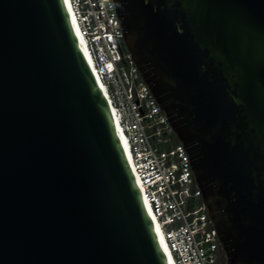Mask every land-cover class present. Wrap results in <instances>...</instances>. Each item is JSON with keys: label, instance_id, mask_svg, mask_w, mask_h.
<instances>
[{"label": "water", "instance_id": "water-1", "mask_svg": "<svg viewBox=\"0 0 264 264\" xmlns=\"http://www.w3.org/2000/svg\"><path fill=\"white\" fill-rule=\"evenodd\" d=\"M226 264H264V0H113ZM0 264H168L64 0H0Z\"/></svg>", "mask_w": 264, "mask_h": 264}, {"label": "built area", "instance_id": "built-area-1", "mask_svg": "<svg viewBox=\"0 0 264 264\" xmlns=\"http://www.w3.org/2000/svg\"><path fill=\"white\" fill-rule=\"evenodd\" d=\"M139 182L175 264H224L188 153L127 50L113 0H68Z\"/></svg>", "mask_w": 264, "mask_h": 264}, {"label": "bare ground", "instance_id": "bare-ground-1", "mask_svg": "<svg viewBox=\"0 0 264 264\" xmlns=\"http://www.w3.org/2000/svg\"><path fill=\"white\" fill-rule=\"evenodd\" d=\"M64 2H65V5H66V8H67V11H68L69 17H70V19H71V22H72V25H73L74 31H75L76 36H77V38H78V41H79V43H80L81 49H82V51H83V53H84V56H85V58H86V60H87V63H88V65H89V67H90V69H91V71H92V74H93V76H94L96 82L98 83V85H99V87H100V89H101V91H102V93H103V95H104V97H105V99H106V101H107V104H108V106H109V108H110V111H111V113H112V117H113V119H114V122H115V125H116V128H117V131H118V134H119V136H120V140H121L122 146H123L124 151H125V153H126V156H127V159H128L129 165H130V168H131V170H132V173H133V175H134L135 181H136V183H137V185H138V188H139V191H140V193H141V189H140L139 182H138V180L136 179L135 174H134L133 169H132L131 158H130V154H129V152H128V146H127V144H126V142H125V139H124L123 135L121 134V130H120V128H119V126H118V124H117V122H116V120H115V118H114V116H113V109H112V107L110 106L109 99H108L107 95L104 94V90H103L102 86L100 85V82L98 81V79H97V77H96V75H95V71L93 70V67H92V61H91V59H90V57H89V54H88V52H87V50H86V48H85L84 41H83V39L81 38L80 34L78 33L76 27L74 26V22H73V20H72L71 12H70V10H69L68 0H64ZM141 196H142V194H141ZM142 199H143V197H142ZM143 201H144V204H145V206H146V209H147V212H148V214H149V217H150V219H151V221H152L153 227H154V229H155V232H156V235H157L158 240H159V242H160V245H161V247H162V250H163V252H164V254H165V256H166V259H167V261H168V264H175L174 261H173V258H172V255H171V252H170V250H169V248H168V246H167V244H166L165 239L163 238V234L161 233V231H160V229H159V226H158V224H157V221H156L155 217L153 216V214H152V212H151V209H150L149 205L147 204V202H146L144 199H143Z\"/></svg>", "mask_w": 264, "mask_h": 264}, {"label": "trees", "instance_id": "trees-1", "mask_svg": "<svg viewBox=\"0 0 264 264\" xmlns=\"http://www.w3.org/2000/svg\"><path fill=\"white\" fill-rule=\"evenodd\" d=\"M224 261L226 262V258L224 259ZM225 262H224V264H225Z\"/></svg>", "mask_w": 264, "mask_h": 264}, {"label": "rangeland", "instance_id": "rangeland-1", "mask_svg": "<svg viewBox=\"0 0 264 264\" xmlns=\"http://www.w3.org/2000/svg\"><path fill=\"white\" fill-rule=\"evenodd\" d=\"M225 262V261H224ZM225 264H226V262H225Z\"/></svg>", "mask_w": 264, "mask_h": 264}]
</instances>
